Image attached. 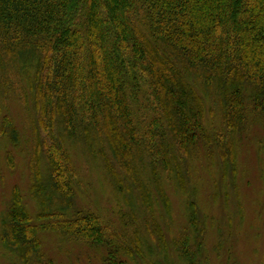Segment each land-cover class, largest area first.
<instances>
[{
    "label": "trees",
    "instance_id": "obj_1",
    "mask_svg": "<svg viewBox=\"0 0 264 264\" xmlns=\"http://www.w3.org/2000/svg\"><path fill=\"white\" fill-rule=\"evenodd\" d=\"M253 128L264 133V0H0V153L14 169L21 150L29 177L0 213L6 264H57L45 234L101 264H201V170L233 176Z\"/></svg>",
    "mask_w": 264,
    "mask_h": 264
},
{
    "label": "rangeland",
    "instance_id": "obj_2",
    "mask_svg": "<svg viewBox=\"0 0 264 264\" xmlns=\"http://www.w3.org/2000/svg\"><path fill=\"white\" fill-rule=\"evenodd\" d=\"M11 115L21 134L30 136L27 117L18 107H11ZM259 141L261 143L259 144ZM30 140L29 144L30 145ZM264 133L260 128H253L243 138L239 151L235 174L229 179L223 177L219 166L206 172L201 170V184L197 204L201 217L206 218L208 238L199 258L201 264H264ZM260 145V146H259ZM25 147L26 145L23 144ZM27 148V147H26ZM14 159V169H9L4 153H0V213L4 203L10 197L14 187L23 195L29 187L26 157L16 150H10ZM197 179V178H196ZM97 192L93 199L100 204L105 217L114 220L112 209L114 196H110L103 180L97 176ZM96 183V182H95ZM102 184V186H101ZM226 185L228 187H226ZM172 202V212L176 226L186 223L184 199L172 190L168 191ZM111 200V201H110ZM31 212L33 204L26 199ZM84 204V202H82ZM220 231L224 242L219 246ZM230 234L232 235L231 239ZM43 249L50 259L57 264H101V254L96 250L78 246H68L52 235L45 234ZM5 251L0 245V263L8 262ZM171 253V252H170ZM172 264H180L175 255H171ZM139 264H143L138 262ZM130 264H136L130 262Z\"/></svg>",
    "mask_w": 264,
    "mask_h": 264
}]
</instances>
